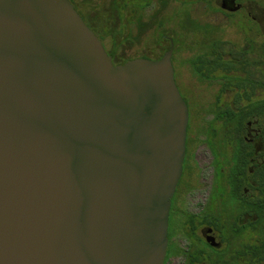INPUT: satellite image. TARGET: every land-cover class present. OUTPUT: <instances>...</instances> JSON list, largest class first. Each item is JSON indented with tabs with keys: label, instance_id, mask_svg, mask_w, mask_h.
Listing matches in <instances>:
<instances>
[{
	"label": "water",
	"instance_id": "obj_1",
	"mask_svg": "<svg viewBox=\"0 0 264 264\" xmlns=\"http://www.w3.org/2000/svg\"><path fill=\"white\" fill-rule=\"evenodd\" d=\"M171 48L114 64L69 0H0V264H162L188 110Z\"/></svg>",
	"mask_w": 264,
	"mask_h": 264
},
{
	"label": "flooded vegetation",
	"instance_id": "obj_2",
	"mask_svg": "<svg viewBox=\"0 0 264 264\" xmlns=\"http://www.w3.org/2000/svg\"><path fill=\"white\" fill-rule=\"evenodd\" d=\"M69 1L93 32L135 31L137 45L162 48L131 58L171 48L194 80L162 264H264V0Z\"/></svg>",
	"mask_w": 264,
	"mask_h": 264
},
{
	"label": "rangeland",
	"instance_id": "obj_3",
	"mask_svg": "<svg viewBox=\"0 0 264 264\" xmlns=\"http://www.w3.org/2000/svg\"><path fill=\"white\" fill-rule=\"evenodd\" d=\"M91 2L93 4L97 3V5H100L101 3L103 4V2L101 0H91ZM90 2V3H91ZM262 3V2H260ZM115 28V27H114ZM117 29V27H116ZM94 30V29H93ZM95 34L104 40V43L106 45V47L109 49L111 48V42L113 40V42L115 43V58H119V57H130V56H148L146 54H157L160 53L161 51V47H158L157 49H154L153 47H143V46H139L137 45V42L135 41L136 35L138 34L135 31H132L127 33V32H118L117 30H115L114 32H109L107 30L103 31V32H98V31H94ZM125 33L127 35L130 36L129 39H125L123 36L125 35ZM180 34V33H179ZM224 35V37L228 38L229 37V33H222ZM152 48V49H151ZM195 50V48L193 49ZM182 52V55H186V50H180ZM180 51H178L177 55H180ZM145 53V54H144ZM175 55L173 56L172 59V66H173V70H174V79L175 82L178 86V89L181 93V95L186 99L187 101V105L191 111V119L193 117V120L196 118V110H197V97L192 95V94H188V81L186 83V80H192L194 81L192 78H189V74H188V70H187V66L184 65L183 63L181 64L178 61V58L176 56L177 59H174ZM195 127V125H194Z\"/></svg>",
	"mask_w": 264,
	"mask_h": 264
},
{
	"label": "trees",
	"instance_id": "obj_4",
	"mask_svg": "<svg viewBox=\"0 0 264 264\" xmlns=\"http://www.w3.org/2000/svg\"><path fill=\"white\" fill-rule=\"evenodd\" d=\"M130 58H131V57H130ZM127 59H129V57H128V58H126V60H127ZM123 60H124V59H123Z\"/></svg>",
	"mask_w": 264,
	"mask_h": 264
}]
</instances>
